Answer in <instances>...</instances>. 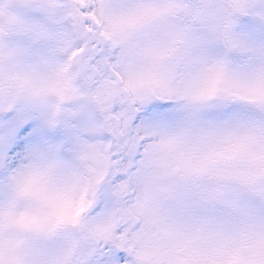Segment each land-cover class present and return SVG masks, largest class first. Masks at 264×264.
<instances>
[{
    "label": "snow or ice",
    "instance_id": "1",
    "mask_svg": "<svg viewBox=\"0 0 264 264\" xmlns=\"http://www.w3.org/2000/svg\"><path fill=\"white\" fill-rule=\"evenodd\" d=\"M0 264H264V0H0Z\"/></svg>",
    "mask_w": 264,
    "mask_h": 264
}]
</instances>
